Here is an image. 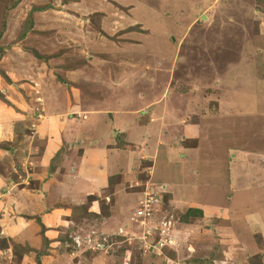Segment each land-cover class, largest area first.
<instances>
[{
    "label": "rangeland",
    "instance_id": "1",
    "mask_svg": "<svg viewBox=\"0 0 264 264\" xmlns=\"http://www.w3.org/2000/svg\"><path fill=\"white\" fill-rule=\"evenodd\" d=\"M80 1L0 0V63L19 74L36 72L32 83L28 80L29 92L41 72L51 79L40 85L44 93L50 89L46 108L53 116H65L71 140L51 173L64 163L63 172H75L87 145L99 150V157L89 152L83 163L87 172L93 170L92 177L101 180L107 177L101 170L109 166L112 174L83 206L70 208L72 223L60 234L61 253L44 241L36 254L28 245L0 239L3 258L17 264L28 256L37 263L50 251L56 258L63 251L73 257L70 264H78L76 255L95 264H264V157L262 167L246 152L255 148L264 155V136L238 118L264 114V34L257 38L248 32L257 15V33H264V0H138L136 12L116 7L131 22L141 15L144 2L165 22L162 29L177 53L175 58L152 56V71L145 76L149 81L134 85L126 80L115 90L108 86V72H99L96 82L76 76L74 83L63 74L90 64L91 57L78 53L80 47L68 48L64 24V14L78 16L67 5ZM104 16L86 17L89 29L100 34ZM238 18L248 29L241 37L233 28ZM149 28L138 25L128 32L155 30ZM256 48L263 54L248 57L245 69L228 70L225 62L245 63L242 52L254 56ZM141 73L128 79L141 78ZM124 112L140 114L149 129L132 137L119 133L120 125L135 119L120 116L115 125L113 116ZM28 142L31 152L34 145L43 147L36 139ZM198 186L207 190L198 192ZM198 202L210 211L203 210L202 216L193 212L184 223L189 204ZM141 210L146 216L138 217Z\"/></svg>",
    "mask_w": 264,
    "mask_h": 264
},
{
    "label": "crops",
    "instance_id": "2",
    "mask_svg": "<svg viewBox=\"0 0 264 264\" xmlns=\"http://www.w3.org/2000/svg\"><path fill=\"white\" fill-rule=\"evenodd\" d=\"M25 1L28 3L30 0ZM137 1L82 0L78 3L67 5V8L73 7L70 11L78 15L77 18L64 14L65 28L69 31L68 48L78 46L81 48L78 51L81 56L91 57L90 64L80 68L77 73L70 71V69L63 73L69 83H74L73 79L76 76L79 79L96 82L99 79V72H108L109 79H106L109 82L108 86L115 90V88L123 87L127 83L126 80L134 81V85L140 80L149 81L151 78H145V76L146 73L152 71V66L148 60L152 56L175 58L177 50L174 48L176 47L167 40L168 33L162 29V25L165 22L163 23L160 16L156 17L153 11L149 10V7H144V2H142L143 7L139 8V14L141 13V15H138L139 18L131 22L125 19L126 16L122 17L118 11L119 8H116L126 9L132 7V9L134 8L133 11L136 12L138 7L141 6ZM182 1L180 0L179 4H182ZM94 13H104L105 15L102 18L100 34L91 31L87 25L90 19L86 17ZM150 14L152 18H147ZM254 14L259 13L254 12ZM256 17L253 15L255 21H252L251 24H254L249 31L246 28L245 21L242 22L241 19H237L236 26L233 25V28L239 30L240 37L246 35L248 31L251 34H255L254 37L263 38L260 37L264 34L262 31H260V34L259 32L257 33L256 24L259 16L256 15ZM152 24H157L159 29L157 30ZM138 25L145 26L147 30H150L149 27L155 28V30H152L153 34H140V32L135 31L128 32L129 29H133ZM260 26L262 25L260 24ZM262 52L261 48H256L253 56L252 52H250L252 53L250 55L245 50L240 55L245 60V63L241 60V65L240 62L237 65L225 62V65L229 68V71H232L233 67L236 69L241 66L244 67V64L248 63L246 62L248 57H255L257 54L262 55ZM4 64L3 61L0 63V69L5 72L11 83H7L0 77V92L15 108L9 107L0 100V239L8 240V242L18 246L27 247L28 245L36 251L42 247L43 241L45 243L48 241L49 248L61 253L63 245L60 234L62 229L68 228L72 223L70 220L72 214L70 208L83 206L86 201L85 198L87 199V197L96 193L98 183H103L104 181L107 183V177L112 174V170L106 165L107 168L101 170V173L104 172L103 174H105V171H107V177L104 175V179L101 180L92 177L93 174L91 172L93 170L89 169L88 173L85 164L87 163L89 152H97L94 155L96 157L99 155V150L89 148L86 145L84 147L86 149L82 151V155L84 154L83 158H80L81 162L75 172H69V170L63 172L62 168L67 166L64 163V165L62 164L63 167H59L51 173L52 160L71 141L68 135L70 128L65 126V116H53L52 112H50L52 110L46 108L50 89L48 92V87H46L44 93L40 89V85H43V83L45 85L51 79L44 77L46 71L41 72L32 79L33 82L35 81L34 85L36 88L32 86L31 89L34 90L29 92L30 89L28 88L32 85L30 84V77L36 72L30 70L29 73H26L24 70L23 73L19 74L14 68H9ZM153 69L158 70L156 68ZM139 72H142L139 75L141 78L138 77L136 80L128 79L129 77H135L133 75ZM104 74L106 77V73ZM91 84L94 83L91 82ZM63 90L67 91V96L70 98L69 90L66 87H63ZM142 97L139 95V99ZM40 109L43 110L41 114ZM124 115L131 118L135 117V119L127 125H120L117 130L119 133L125 132L132 137V135H139L136 131L141 132L149 129L150 123L144 121L138 113H117L113 116L115 117L113 123L117 125L118 117L120 118V116ZM238 118L244 120L243 126L245 127H251V124H254L256 132L264 136V124L261 123V120L264 121V114L239 115ZM128 120L130 119L126 121ZM241 120H239V124L242 125ZM24 123V129L20 127L22 138L18 139L16 125H24ZM31 139L43 142V147H38V144L34 145L32 148L36 150L31 152L26 144L28 141L30 143ZM114 144L117 143L115 142ZM245 151L244 153L248 152L253 157L256 156L257 160L255 161L259 162V166L263 167L261 157L263 158L264 155L260 151L257 153L255 148ZM84 162L86 163L83 164ZM182 172L183 170H181ZM176 174H179V172L176 171ZM179 177L181 178L180 175ZM197 190L203 193L207 188L198 186ZM173 204L175 206V201ZM205 204L198 202L190 203L189 205L191 209L201 210L202 212L204 210L207 213V210L210 211V209H207ZM50 252L51 254L55 253L54 251ZM50 252L44 258L42 257L41 264H62L64 261L67 263V260L73 258L70 256V252H66L64 255L62 251L63 254L61 256L58 254L57 258L53 257L54 255L51 256ZM2 254L3 252L0 250V264H10L9 262L13 259H4ZM75 258L78 264H95L94 259L93 262L88 263L85 262L88 260L80 259L79 255H76ZM26 261H28V264H37L34 261V257L29 258L28 256L17 264H26ZM67 264H70L69 261Z\"/></svg>",
    "mask_w": 264,
    "mask_h": 264
},
{
    "label": "trees",
    "instance_id": "3",
    "mask_svg": "<svg viewBox=\"0 0 264 264\" xmlns=\"http://www.w3.org/2000/svg\"><path fill=\"white\" fill-rule=\"evenodd\" d=\"M16 6H17V5H16ZM1 36H2V34H0V39H1ZM22 37H23V36H22ZM0 53H1V51H0ZM1 74H2L3 77L7 80L8 83H11V81L8 79V77H6V75H4L3 73H1ZM0 99H1L5 104L14 107V105H13L10 101H8V100L4 97V95H2L1 92H0ZM14 108H15V107H14ZM20 127H21V129H24V125H23V124H17V125H16V133H18V134H17V135H18V139H21V138H22V135L20 134V133L22 132V130H20ZM62 152H63V151H60V152L56 155V157L52 160V166H53L54 163H56V161H58V160L60 159ZM52 169H53V168H52ZM193 212H198V213L201 214V216L203 215V212H202L201 210L190 209V210L187 212V214H185V215L182 217L184 223H188V222H190L191 217H193V216H192V213H193ZM46 243H48V241H46ZM32 252H35L36 254H38V251H34V250H32ZM44 256H46V255L41 256V258H40V257L37 258V259H38V260H37V263H38V264H41V259H42V257H44Z\"/></svg>",
    "mask_w": 264,
    "mask_h": 264
},
{
    "label": "built area",
    "instance_id": "4",
    "mask_svg": "<svg viewBox=\"0 0 264 264\" xmlns=\"http://www.w3.org/2000/svg\"><path fill=\"white\" fill-rule=\"evenodd\" d=\"M147 207H150V206H147ZM137 215H138V217H144V216H146V212H145V210H141L138 212Z\"/></svg>",
    "mask_w": 264,
    "mask_h": 264
}]
</instances>
